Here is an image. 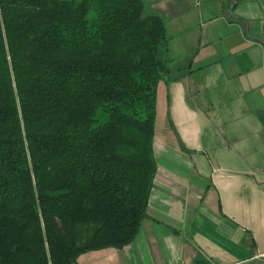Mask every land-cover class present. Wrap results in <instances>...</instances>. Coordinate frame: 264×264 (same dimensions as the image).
<instances>
[{
    "label": "trees",
    "instance_id": "obj_1",
    "mask_svg": "<svg viewBox=\"0 0 264 264\" xmlns=\"http://www.w3.org/2000/svg\"><path fill=\"white\" fill-rule=\"evenodd\" d=\"M170 63L143 0H0V264L134 238Z\"/></svg>",
    "mask_w": 264,
    "mask_h": 264
},
{
    "label": "crops",
    "instance_id": "obj_2",
    "mask_svg": "<svg viewBox=\"0 0 264 264\" xmlns=\"http://www.w3.org/2000/svg\"><path fill=\"white\" fill-rule=\"evenodd\" d=\"M143 1L172 77L146 216L75 264H264V0Z\"/></svg>",
    "mask_w": 264,
    "mask_h": 264
},
{
    "label": "rangeland",
    "instance_id": "obj_3",
    "mask_svg": "<svg viewBox=\"0 0 264 264\" xmlns=\"http://www.w3.org/2000/svg\"><path fill=\"white\" fill-rule=\"evenodd\" d=\"M162 82L163 89L160 87L158 91L159 83ZM167 87L164 80H160L157 84L156 90V115H155V128L157 134L160 133L161 135L167 131V119L169 114L168 108V98H167Z\"/></svg>",
    "mask_w": 264,
    "mask_h": 264
}]
</instances>
